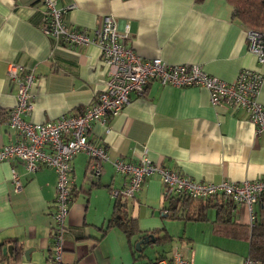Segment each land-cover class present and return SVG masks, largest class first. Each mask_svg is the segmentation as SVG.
<instances>
[{"label":"crops","instance_id":"crops-1","mask_svg":"<svg viewBox=\"0 0 264 264\" xmlns=\"http://www.w3.org/2000/svg\"><path fill=\"white\" fill-rule=\"evenodd\" d=\"M55 1L59 8L74 6L63 18L77 29L91 31L99 17L110 14L125 45L143 58L197 64L226 82L242 69L264 77V63L247 48V28L233 17L226 0ZM43 24L41 0H0V146L19 138L6 123L16 93L7 75L10 63L35 75L30 89L33 106L22 116L31 122L81 112L96 100L106 78V65L94 43L66 44L45 35ZM258 99L264 103V81ZM87 136L104 146L109 159L95 176L87 173L88 155L77 153L72 159L66 264H149L160 254L168 256L173 247L190 264H240L248 257L245 204L233 203L223 223L217 220L220 203L208 204L203 219L181 218L198 210L203 201L181 204L184 197L172 195L177 199L174 211L158 173L146 177L132 198L111 194L127 181L112 161H138L145 150L153 162L196 181L264 178V130L257 134L243 110L211 104L204 87L150 81L143 95L131 93L129 102L105 123L92 122ZM12 167L21 184L18 189L11 182ZM55 182L49 167L28 172L18 160L0 161V264H51ZM118 201L126 217L136 220L137 231L131 236L109 223L118 213ZM259 207L260 202L253 207L256 215ZM150 234L166 235L165 244L142 243L137 251L135 243Z\"/></svg>","mask_w":264,"mask_h":264},{"label":"built area","instance_id":"built-area-1","mask_svg":"<svg viewBox=\"0 0 264 264\" xmlns=\"http://www.w3.org/2000/svg\"><path fill=\"white\" fill-rule=\"evenodd\" d=\"M41 1L44 14L42 32L69 45L94 43L107 68L103 86L94 102L84 107L81 112L44 122H31L22 117L33 106L30 89L35 75L14 63H10L7 69L16 93L15 104L7 114L6 123L16 131L19 138L0 146V161L18 160L28 172H34L41 166L54 171L56 182L49 245L50 262L66 264L63 258L64 233L71 201L72 159L77 153L88 155L89 176L99 175L102 163L109 159L103 145L88 139L87 133L92 122L105 123L108 117L118 113L129 102L131 93L143 95L147 83L157 81L161 85L179 88L204 87L208 91L211 104L223 103L230 108L243 110L255 125V132L258 134L264 130V103L258 99L264 77L255 70L242 69L233 81L226 82L209 75L197 64H168L159 57L143 58L125 45L124 35L119 33L117 23L110 14L99 17L91 31L77 29L63 18V12L74 7L72 4L59 8L55 0ZM246 40L248 50L260 63H264L263 34L247 29ZM112 164L117 173L127 177L122 188L111 190L113 197L132 198L146 177L158 173L165 198L172 195L191 199L222 196L233 203L246 205L249 226L256 220L253 207L264 195V178L241 182L196 181L153 162L146 150L138 161L116 158ZM11 182L15 188H20L14 167L11 168ZM149 264H190V261L173 247L168 256L155 258ZM240 264L256 262L246 257Z\"/></svg>","mask_w":264,"mask_h":264},{"label":"trees","instance_id":"trees-1","mask_svg":"<svg viewBox=\"0 0 264 264\" xmlns=\"http://www.w3.org/2000/svg\"><path fill=\"white\" fill-rule=\"evenodd\" d=\"M229 5L232 7L233 17L247 29H254L263 34L264 38V0H226ZM264 200V195L262 197ZM191 198L184 197L180 199L181 204L184 202L188 203L187 200ZM170 203L174 211L177 207V199L174 197L169 198ZM195 200V199H194ZM203 201L201 206L194 213L181 214V218L190 219V220H200L204 218V210L208 204L218 206V203L224 205L225 207L219 206L217 209V220L221 223L225 222V216L230 212V208L233 202L224 199L222 196H215L207 199H200ZM218 200V201H217ZM217 201V202H215ZM120 202L115 205V208L118 210L117 215H114L110 220V224H117L121 229L128 235L131 236L134 232L137 231V224L134 218H127L126 214L122 212L120 208ZM173 211V212H174ZM123 213V214H122ZM173 214V216H175ZM256 215V214H255ZM247 238L249 243V252L248 257L254 260L257 264H264V203L260 201V207L258 214L256 215V220L252 226L247 227ZM154 236V235H153ZM166 235L163 236H154V243L165 244ZM144 245L152 244L151 241L143 243ZM162 257V254L158 255L156 258ZM152 261V260H151Z\"/></svg>","mask_w":264,"mask_h":264},{"label":"water","instance_id":"water-1","mask_svg":"<svg viewBox=\"0 0 264 264\" xmlns=\"http://www.w3.org/2000/svg\"><path fill=\"white\" fill-rule=\"evenodd\" d=\"M147 241H151V243H154L153 235L150 234V235L144 236V237H142L141 239H139V240L135 243V249H136L137 251H139V250H140V245H141L142 243L147 242ZM10 248H11V247H7V250L9 251Z\"/></svg>","mask_w":264,"mask_h":264},{"label":"rangeland","instance_id":"rangeland-1","mask_svg":"<svg viewBox=\"0 0 264 264\" xmlns=\"http://www.w3.org/2000/svg\"><path fill=\"white\" fill-rule=\"evenodd\" d=\"M182 224L181 225H183V222H181ZM190 225V227H191V225H193V224H189ZM181 230H183V228H182V226H181Z\"/></svg>","mask_w":264,"mask_h":264}]
</instances>
